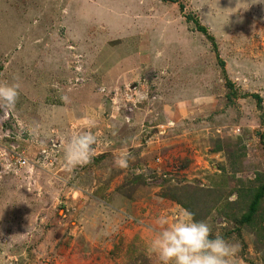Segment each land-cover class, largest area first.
<instances>
[{"label": "rangeland", "instance_id": "374dc122", "mask_svg": "<svg viewBox=\"0 0 264 264\" xmlns=\"http://www.w3.org/2000/svg\"><path fill=\"white\" fill-rule=\"evenodd\" d=\"M0 82V264H158L184 210L264 264V0H0Z\"/></svg>", "mask_w": 264, "mask_h": 264}, {"label": "clouds", "instance_id": "9594fccd", "mask_svg": "<svg viewBox=\"0 0 264 264\" xmlns=\"http://www.w3.org/2000/svg\"><path fill=\"white\" fill-rule=\"evenodd\" d=\"M19 88L18 82H0V104L14 109ZM96 140L90 131L71 135L63 153L67 171L91 162ZM130 159L131 154L127 150L121 151L116 165L126 169ZM156 223L159 230L150 229L153 235L147 251L156 257L158 264H235L239 244L226 240L219 233L213 235L211 225L204 220H195L193 213L184 210L173 216L171 221L165 216L159 217Z\"/></svg>", "mask_w": 264, "mask_h": 264}, {"label": "trees", "instance_id": "16d2710c", "mask_svg": "<svg viewBox=\"0 0 264 264\" xmlns=\"http://www.w3.org/2000/svg\"><path fill=\"white\" fill-rule=\"evenodd\" d=\"M188 19H191V20H195V17H188ZM201 30L203 29V27H200ZM204 31V29H203ZM258 101H259V106H261V99L260 97H258ZM259 194V191L257 193H255V195L252 196V199L249 203V207L247 208V211L245 212V214L243 215V218H244V221L250 223V221L252 222L253 221V218L258 216L259 214H255L257 209H256V205H257V202H259V197L260 195ZM259 196V197H258ZM193 198H196L195 195H193V197L190 199V202H189V206L193 204V202L191 201ZM187 204H186V207H189Z\"/></svg>", "mask_w": 264, "mask_h": 264}, {"label": "built area", "instance_id": "2783aa9c", "mask_svg": "<svg viewBox=\"0 0 264 264\" xmlns=\"http://www.w3.org/2000/svg\"><path fill=\"white\" fill-rule=\"evenodd\" d=\"M16 164L18 165H22V164H25V160L24 159H21V158H18L16 161H15Z\"/></svg>", "mask_w": 264, "mask_h": 264}, {"label": "crops", "instance_id": "0c3cea01", "mask_svg": "<svg viewBox=\"0 0 264 264\" xmlns=\"http://www.w3.org/2000/svg\"><path fill=\"white\" fill-rule=\"evenodd\" d=\"M115 206V205H114Z\"/></svg>", "mask_w": 264, "mask_h": 264}]
</instances>
